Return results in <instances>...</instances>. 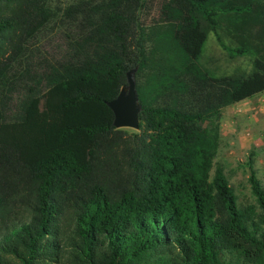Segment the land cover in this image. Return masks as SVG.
<instances>
[{
  "label": "trees",
  "instance_id": "16d2710c",
  "mask_svg": "<svg viewBox=\"0 0 264 264\" xmlns=\"http://www.w3.org/2000/svg\"><path fill=\"white\" fill-rule=\"evenodd\" d=\"M210 34L250 70L215 77ZM135 67L139 129H115ZM261 89L264 0H0V264H264L252 158L257 206L210 176L223 110Z\"/></svg>",
  "mask_w": 264,
  "mask_h": 264
},
{
  "label": "rangeland",
  "instance_id": "374dc122",
  "mask_svg": "<svg viewBox=\"0 0 264 264\" xmlns=\"http://www.w3.org/2000/svg\"><path fill=\"white\" fill-rule=\"evenodd\" d=\"M63 46L60 35L49 37L42 43L43 51L50 58H58ZM202 62L215 77L236 70H250L247 59L230 58L213 34L207 37ZM220 134L221 145L210 176L213 177L215 166L221 165L237 196L238 205L257 206L248 183L247 162L252 158L253 168L264 188V89L223 110Z\"/></svg>",
  "mask_w": 264,
  "mask_h": 264
},
{
  "label": "water",
  "instance_id": "95a60500",
  "mask_svg": "<svg viewBox=\"0 0 264 264\" xmlns=\"http://www.w3.org/2000/svg\"><path fill=\"white\" fill-rule=\"evenodd\" d=\"M136 71L137 67L126 72V84L121 87L115 99L105 103L113 114L115 129H139V114L142 108L136 90Z\"/></svg>",
  "mask_w": 264,
  "mask_h": 264
}]
</instances>
